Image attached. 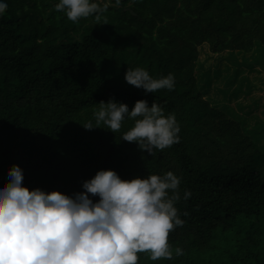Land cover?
Here are the masks:
<instances>
[{
  "label": "trees",
  "instance_id": "trees-1",
  "mask_svg": "<svg viewBox=\"0 0 264 264\" xmlns=\"http://www.w3.org/2000/svg\"><path fill=\"white\" fill-rule=\"evenodd\" d=\"M57 2L6 0L0 16V184L14 164L29 190L67 195L101 169L125 180L172 171L184 223L169 244L183 255L153 261L143 252L138 264H264V145L211 92L220 74L264 92V76L260 88L240 78L264 71V0H112L99 18L77 22ZM213 66L217 75L207 77ZM136 67L153 78L173 73L174 88L145 93L128 84L124 74ZM109 99L129 110L141 99L158 103L175 115L179 142L149 154L121 138L132 120L116 133L85 129Z\"/></svg>",
  "mask_w": 264,
  "mask_h": 264
},
{
  "label": "clouds",
  "instance_id": "clouds-1",
  "mask_svg": "<svg viewBox=\"0 0 264 264\" xmlns=\"http://www.w3.org/2000/svg\"><path fill=\"white\" fill-rule=\"evenodd\" d=\"M110 6L112 0H58L54 8L77 22L99 18ZM7 8L6 0H0V16ZM124 79L145 93L175 86L173 73L153 78L142 67L127 68ZM98 105L93 119L82 124L85 129L104 125L116 133L126 119L132 120L121 138L149 154L179 142L175 115H165L156 102L137 100L131 110L112 99ZM7 175L10 179L0 184V264H138L143 252L153 261L183 255L169 244L170 232L184 223L175 206L181 180L172 171L125 180L114 170L101 169L72 195L29 190L15 164ZM190 195L185 190L183 198ZM91 196L99 199L94 202Z\"/></svg>",
  "mask_w": 264,
  "mask_h": 264
},
{
  "label": "rangeland",
  "instance_id": "rangeland-1",
  "mask_svg": "<svg viewBox=\"0 0 264 264\" xmlns=\"http://www.w3.org/2000/svg\"><path fill=\"white\" fill-rule=\"evenodd\" d=\"M209 55L210 52L206 45L199 47V60L205 66L213 62V59L208 57ZM255 69L260 70L259 67H256ZM223 70H225V67H223ZM260 73L261 74L257 72L250 73L248 70H244L240 78L248 77L253 85H256L258 88H260L261 84L258 82V77L262 78L264 76V71L260 70ZM216 75L217 69H215L213 66L209 72V75L207 74V77H213ZM219 76V80L216 82L213 81V88L211 92L217 95L218 98L222 97L219 93L223 94L225 101H222L221 103L225 105L224 109L230 105L235 109L225 110V112L231 113L233 111L239 114L241 117L240 122H246L251 126H245L248 128H244L245 134L248 137H250L252 134H255L256 139L260 140L259 144L264 145V92L256 88L249 93V91H246V88L241 89L238 84L232 85L228 81L226 74H220ZM202 82L204 83L205 81ZM259 97L261 98V104L257 101V98ZM256 139L252 138L253 142H258ZM260 152L264 153V147H261Z\"/></svg>",
  "mask_w": 264,
  "mask_h": 264
}]
</instances>
